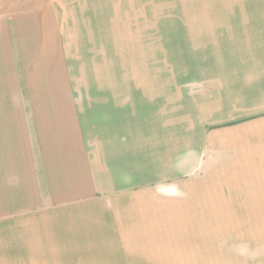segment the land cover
Listing matches in <instances>:
<instances>
[{"label":"rangeland","instance_id":"1","mask_svg":"<svg viewBox=\"0 0 264 264\" xmlns=\"http://www.w3.org/2000/svg\"><path fill=\"white\" fill-rule=\"evenodd\" d=\"M248 22L264 25V0H0V264H264V188L144 231L84 180L111 104L203 117L264 95V60L225 50ZM227 111L206 129L253 112Z\"/></svg>","mask_w":264,"mask_h":264},{"label":"crops","instance_id":"2","mask_svg":"<svg viewBox=\"0 0 264 264\" xmlns=\"http://www.w3.org/2000/svg\"><path fill=\"white\" fill-rule=\"evenodd\" d=\"M236 25L233 32L229 30L232 40L226 41L227 53L241 61L264 60L263 23ZM257 78L253 86L264 84L262 76ZM240 99L241 104L226 105L219 115L212 112L213 104H202L203 117L180 116L181 104L171 105L175 116L157 107L167 104H130L129 110L111 104V132L89 138L94 139L90 144L93 167L92 174L84 176L86 185L91 180L92 190L107 200L114 222L127 217L141 220L136 229L143 225L144 231L147 221L156 217L164 222L183 204L191 206L189 213L197 209L194 206L238 201L228 197L242 198L239 204H256L264 188V95L252 88L250 99ZM188 105L193 108L196 104ZM228 108L237 110V115L241 110L253 112L235 125L206 129V125L228 120ZM161 116L163 120L158 122ZM157 205L163 209L158 214L153 213ZM203 208L198 211L204 213Z\"/></svg>","mask_w":264,"mask_h":264}]
</instances>
